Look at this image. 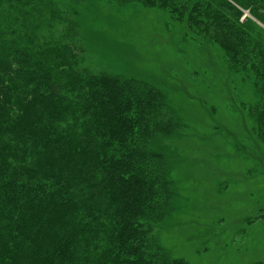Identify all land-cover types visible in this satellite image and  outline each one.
<instances>
[{"label":"trees","instance_id":"obj_1","mask_svg":"<svg viewBox=\"0 0 264 264\" xmlns=\"http://www.w3.org/2000/svg\"><path fill=\"white\" fill-rule=\"evenodd\" d=\"M100 1L159 10L182 56L190 41L217 49L227 106L248 121L227 155L264 172L242 142L264 149V0H0V264H189L160 239L181 206L169 141L187 121L164 81L117 68L124 55L91 62L82 6Z\"/></svg>","mask_w":264,"mask_h":264},{"label":"rangeland","instance_id":"obj_2","mask_svg":"<svg viewBox=\"0 0 264 264\" xmlns=\"http://www.w3.org/2000/svg\"><path fill=\"white\" fill-rule=\"evenodd\" d=\"M88 6H82L91 17L82 41L91 62L116 57L112 52L124 55L117 68L164 81L171 102L187 121L183 136L169 141L170 175L181 206L161 223V241L189 264H264V220L245 221L256 216L260 205L264 208V172L245 174L249 161L227 155L229 135L243 132L248 121L227 106L226 71L217 49L190 41L185 56L180 55L159 10L137 5L119 9L104 1ZM203 98L207 102L198 105ZM209 102L217 107L214 114ZM242 142L264 164L261 144L251 137Z\"/></svg>","mask_w":264,"mask_h":264}]
</instances>
